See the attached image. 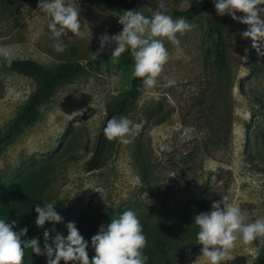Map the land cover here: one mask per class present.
<instances>
[{"label":"rangeland","instance_id":"rangeland-1","mask_svg":"<svg viewBox=\"0 0 264 264\" xmlns=\"http://www.w3.org/2000/svg\"><path fill=\"white\" fill-rule=\"evenodd\" d=\"M137 1L148 10L162 3L171 15L199 0ZM66 2L80 9L82 35L66 31L64 51L58 52L39 0H0V47L12 48V58H31L49 68L73 61L86 65L60 83L37 106L36 119L0 149V202L15 182L26 180L32 200L22 227L43 239L45 230L50 238L57 232L66 236V224L74 221L89 241L90 261L91 237L131 209L147 238V264H206L198 258L195 215L227 195L253 218L264 217V55L259 54L264 41L257 42L259 51L253 48L251 39L241 36L247 25L225 14L231 77L220 85L204 55L209 13L178 34L179 47L165 39L169 60L157 85H142L127 112L134 125L131 143L110 140L103 165L86 171L113 99L130 87L134 60L127 50L111 59L114 44L100 51L101 35L122 30L119 16L125 9ZM104 58L107 63H101ZM4 60L0 57V133L37 86L35 79L6 70ZM48 202L63 220L38 227L35 206ZM263 247L264 238L238 241L223 264H252Z\"/></svg>","mask_w":264,"mask_h":264},{"label":"clouds","instance_id":"clouds-1","mask_svg":"<svg viewBox=\"0 0 264 264\" xmlns=\"http://www.w3.org/2000/svg\"><path fill=\"white\" fill-rule=\"evenodd\" d=\"M212 3L218 15L227 14L247 25L241 36L250 38L252 47L258 49L257 42L264 41V0H212ZM39 6L50 18L47 28L56 41V51H64L61 37L66 31L82 35L80 9L76 3L39 0ZM237 12L242 15H237ZM119 23L122 25L119 33H105L99 37L100 51L114 44L111 59H115L130 50L134 60L132 75L140 78L148 89L157 85V78L169 60L164 40L179 47V36L194 27L186 18L174 19L162 3L151 16H145L138 10H126L119 16ZM259 54L264 55V52ZM13 56L12 48L0 47V57L10 60ZM103 131L108 140L129 144L134 134L133 121L127 116L113 117L107 121ZM55 209L53 202L37 204L35 224L43 227L46 222H61L63 218ZM15 224V220L8 222L0 218V264H23L26 249L36 255H44L47 264H60L61 261L64 264H147L148 261L143 251L147 244L143 225L131 209L111 218L110 223L101 225L91 237V247L95 252L91 261L87 251L89 241L80 234L74 221L66 224V236L57 232L50 238L48 230H45L43 248L37 238L22 239L28 229L14 231ZM194 225L198 228L197 243L202 246L198 258L206 264H223L238 241L248 244L264 238V217L253 218L247 208L242 209L240 204L230 202L227 195L213 201L209 211L195 215Z\"/></svg>","mask_w":264,"mask_h":264},{"label":"trees","instance_id":"trees-1","mask_svg":"<svg viewBox=\"0 0 264 264\" xmlns=\"http://www.w3.org/2000/svg\"><path fill=\"white\" fill-rule=\"evenodd\" d=\"M87 5H116L125 10H138L145 16H151L152 12L157 10L144 9L137 0H83ZM203 13H209L210 17L207 21L205 36L206 48L204 51L205 59L210 64L215 72L220 85H226L230 81L231 73L228 63L227 41H226V26L223 23L222 17L216 13L212 0H199L186 8H174L171 16L175 18H186L192 22ZM130 52V50H127ZM108 58L101 60V63H107ZM92 63H88L91 65ZM85 64L77 61L68 62L53 68L46 67L38 61L31 58H11L3 61V67L12 72H16L37 82L36 88L30 93L22 108L15 115L7 127L0 133V149L8 144L22 128L30 125L37 116V106L48 100L56 87L65 81L72 79L75 75L82 72ZM142 89V80L132 77L130 87L122 94L118 95L112 101L111 110L107 113L97 140L94 146L92 155L85 163V170L92 171L100 168L104 163L105 154L108 150L110 140L104 135V127L108 120L113 117L127 116V112L138 98ZM26 180L15 182L4 195L0 202V218L8 222L16 221L14 231H19L22 227L20 222L24 210L30 205L32 196L28 189ZM37 238L43 248L44 240L36 235V231L28 229L22 239ZM23 264H47V258L44 255H36L30 249L25 250ZM166 264H170L167 262ZM252 264H264V247L258 257Z\"/></svg>","mask_w":264,"mask_h":264}]
</instances>
